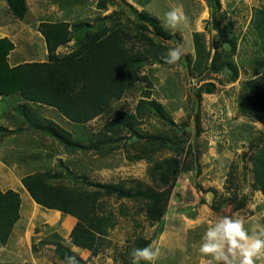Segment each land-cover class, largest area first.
I'll return each instance as SVG.
<instances>
[{
  "label": "rangeland",
  "instance_id": "374dc122",
  "mask_svg": "<svg viewBox=\"0 0 264 264\" xmlns=\"http://www.w3.org/2000/svg\"><path fill=\"white\" fill-rule=\"evenodd\" d=\"M68 2L78 5L75 14H69L76 16V24L95 26L110 17L105 22L107 27L118 23L130 33L145 21L135 13H143L158 20L165 33L172 36L164 40L165 44L170 49L179 47L184 55L174 65L142 62L137 71L152 82V88L145 82L128 87L122 98L112 101L97 119L79 125L62 120L71 137L66 139L70 140L66 146L61 144L65 139L54 132L47 120L35 132L17 133L19 138L14 143L17 149L24 146L33 151L10 155L17 163L29 166L25 174L48 171L52 184L60 182L76 188L114 184L131 190V197L112 192L100 200L98 212L111 218L114 225L97 255L72 246L70 234L60 233L59 224L48 223L53 221L49 218L52 214H59L46 211L49 221H36L34 226L32 223L31 235L25 241L15 242L0 252V264H67L61 256L63 249L78 257L82 264H133V249L148 246L160 249L155 264H203L200 259L207 257L202 256L199 247L209 227L201 223L192 225L194 218L189 215L192 208L199 209L197 213L203 214L202 217L208 210L216 222L225 215L237 219V209L244 210L248 202L244 191L254 188V184L250 185V180H254L253 161L264 145V26L256 17L257 11L264 9V0ZM100 5H105V9H100ZM177 6H182L189 22L179 29L166 28L164 13ZM146 25L147 34L157 40L154 27ZM70 48L62 47L58 57H64ZM212 58L215 60L209 66ZM258 78L256 86L247 85ZM205 85H209L208 91L202 92L200 89ZM147 91L163 107L165 117L152 110L140 125L125 128L119 140L100 144L98 139H92L119 112L134 114ZM23 105L17 103V115L25 117V126L31 128L36 124L33 114L40 109ZM3 111L8 109L0 107L1 115ZM43 111L40 116H53L50 111ZM8 136V131L0 127V145L10 141ZM146 142L150 151L161 145L166 148L154 151L144 160H128V156L141 152ZM204 147H212L210 155L215 152L213 171L208 164H200ZM208 158L206 155L205 160ZM160 163H164L162 171L153 174L154 166ZM136 188L145 194L150 191L163 194L162 203L136 195ZM153 205L158 206L155 212ZM203 207L204 211L198 212ZM140 264L149 262L141 260Z\"/></svg>",
  "mask_w": 264,
  "mask_h": 264
},
{
  "label": "trees",
  "instance_id": "16d2710c",
  "mask_svg": "<svg viewBox=\"0 0 264 264\" xmlns=\"http://www.w3.org/2000/svg\"><path fill=\"white\" fill-rule=\"evenodd\" d=\"M6 2L12 15L19 20L23 19L26 13L25 1ZM100 8H105V5H100ZM256 14L260 24L264 26V9ZM135 16L145 21L136 26L132 33L118 23L107 27L105 22L110 17H104L106 19L95 26L88 23L71 27L68 23L41 24L38 31L45 41L48 53L46 63H24L10 67L7 57L14 46L8 39H0V97L16 95L25 103L54 108L69 122L79 125L101 116L112 101L121 99L126 89L137 82H145L148 88H152V82L140 75L137 68L148 60L164 64L163 57L170 50L164 40L172 39V36L165 33L158 20L146 17L143 13H135ZM147 23L156 30L154 34L157 35V40L147 34ZM72 40L75 41L72 51L64 57L56 56L57 49ZM214 60L212 58L209 66ZM259 81L258 78L249 81L247 85L256 86ZM208 86H202L200 90L207 92ZM150 97V91L145 92L138 101L134 114L119 112L92 139H98L100 144L119 140L118 136L125 128L129 130L140 125L152 110L165 117L163 107ZM194 117L198 122L197 114ZM48 123L59 137L65 139L61 144L68 145L70 140L66 139L71 138L70 133L51 121ZM147 144L143 145L141 152L128 156V160H144L154 151L166 148L161 145L150 151ZM103 151L101 148L100 153ZM163 165L164 163H160L154 166L153 174L162 171ZM253 174L254 188L264 197V145L253 161ZM50 177L51 173L48 171L35 173L24 177L22 184L37 205L74 218L76 223L70 233V244L90 252L92 256L97 255L114 225L111 218L98 212L100 200L112 192L130 198L131 190L100 183L95 184L94 189L76 188L60 182L52 184ZM134 192L152 203H162L164 198L163 194L153 191L145 194L136 188ZM19 207L20 198L17 193L0 191V249L6 245L12 228L19 219ZM157 208V205L152 206L154 212ZM64 255L75 257L69 250L63 249L61 256L67 264V257ZM75 259L77 264H82L78 257Z\"/></svg>",
  "mask_w": 264,
  "mask_h": 264
},
{
  "label": "crops",
  "instance_id": "0c3cea01",
  "mask_svg": "<svg viewBox=\"0 0 264 264\" xmlns=\"http://www.w3.org/2000/svg\"><path fill=\"white\" fill-rule=\"evenodd\" d=\"M24 1L26 3V13L23 19L19 20L12 15V12L10 11L6 0H0V39H8L14 46V49L9 53L7 57V62L10 67H15L24 63H46L48 61V53L46 50L45 41L43 36L38 31V28L41 24L68 23L70 27L73 26L72 24H76V16H70L69 14H75L74 8L78 6L77 3H69L68 0ZM56 5L58 6L56 7ZM80 14L81 11L78 15ZM74 42L75 41L72 40L70 43L59 47L55 53L56 56H59L62 51L61 48L65 46L71 47L70 51L67 53L69 54L72 51L71 49L74 46ZM17 103H24V105L26 104V106H38L40 111L44 110L46 113L50 111L53 116L49 117V115L45 114L44 116H40V111L38 110V114H33L36 115L34 117V121L32 120L36 123L35 126L27 128L25 126V124L27 123L25 117L17 115ZM0 107L3 109H8L7 112L3 111L2 115L0 112V127L8 131V138H10V141L7 144L4 142L3 145H0V191L2 193L8 191L15 192L20 198L19 219L13 226L6 245L0 249L1 252L7 249L8 247L12 246L15 242L21 243L25 241L28 236L31 235L32 230L30 229V226L32 225V223L34 226L36 221H49L47 215H45L46 211H53L55 213L57 212L54 210L44 209L41 206L37 205L32 200L27 190L24 188L22 184V179L28 175L35 173L25 174V170L28 169L29 166H27L23 162L17 163L15 158H11L10 155L16 154V151L22 153H32L33 151L27 150V148L24 146H22V148H19V150L17 149L14 144L19 138V135H17V133L21 134L23 132V134H26L28 131L35 132L39 130V125H41L42 123L46 124V121L44 120H47V123L50 120L52 123H55L62 129H64L63 127L67 125L66 123L62 124V120H65L68 124L73 123L69 122L66 118L60 115L54 108L52 109L51 107L40 104L25 103L21 101V99H19L16 95L0 97ZM28 108L30 109L31 107L28 106ZM44 108H47V111ZM58 115L59 117H57ZM10 116H12L13 119H11ZM29 118L31 117L29 116ZM17 123H20V125L18 126ZM29 123H31V121H29ZM11 131L13 132L12 135ZM211 148L212 147H204V150L201 148L202 155L204 153V157L203 160L201 158L200 164H202V166L208 164V168L213 171L215 167L214 165L211 166V164L214 163L212 162V160H214L213 158L215 157L212 155H215V152H211L210 155L209 152ZM206 155H208L209 157L208 160H205ZM207 161H209V163ZM250 181V185H252L253 187L254 180L251 179ZM207 194L209 193L207 192ZM243 194L248 195V202L244 207V210L241 209V207H239L240 209H237L235 217L243 219L245 228L249 230L250 234L259 232L261 230V227H264L263 194L260 191H257L255 188H250V190L244 191ZM212 198L213 196L210 197L211 200ZM197 210L194 211V208H192V214H189L191 218H194V222L192 223V225L195 226L196 224L201 223L203 227L208 228L214 223H216V219L211 218L208 213V210H206V216L204 217L201 216L203 214L200 215L199 213H197ZM201 211H204V207L198 212ZM57 213L59 215L52 214V217H49L53 221H50L48 223L51 226H56L57 224H59L60 230L62 231L60 233H63L64 235L70 234L71 230L73 229L76 223V220L70 216L63 215L60 212ZM206 259L209 258H201L200 260L205 261ZM213 264H216V262H213ZM260 264H264L263 257L262 262Z\"/></svg>",
  "mask_w": 264,
  "mask_h": 264
},
{
  "label": "clouds",
  "instance_id": "9594fccd",
  "mask_svg": "<svg viewBox=\"0 0 264 264\" xmlns=\"http://www.w3.org/2000/svg\"><path fill=\"white\" fill-rule=\"evenodd\" d=\"M188 17L182 6H177L164 13V26L169 29H179L188 24ZM184 53L179 47L171 48L163 57L167 64H176ZM204 264H257L264 257V227L259 232L251 233L245 228L243 219H233L225 215L210 226L199 247ZM160 249L152 246L135 248L131 252L133 264L141 260L155 264L159 258ZM68 264H77L75 257H67Z\"/></svg>",
  "mask_w": 264,
  "mask_h": 264
}]
</instances>
